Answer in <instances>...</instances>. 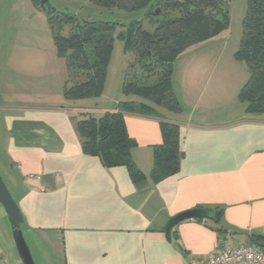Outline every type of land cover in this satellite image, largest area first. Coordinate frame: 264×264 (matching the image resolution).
Returning a JSON list of instances; mask_svg holds the SVG:
<instances>
[{"label":"crops","instance_id":"crops-1","mask_svg":"<svg viewBox=\"0 0 264 264\" xmlns=\"http://www.w3.org/2000/svg\"><path fill=\"white\" fill-rule=\"evenodd\" d=\"M6 48L0 170L35 264H189L264 235V118L247 116L238 98L241 61L215 58L216 47H189L175 59L181 110L169 119L179 126V170L152 179L159 120L126 114L131 158L144 174L134 180L125 165L105 166L83 150L82 114L63 96L67 67L56 46ZM197 206L220 214L165 233L172 216ZM6 229L0 220V264H23Z\"/></svg>","mask_w":264,"mask_h":264},{"label":"trees","instance_id":"trees-1","mask_svg":"<svg viewBox=\"0 0 264 264\" xmlns=\"http://www.w3.org/2000/svg\"><path fill=\"white\" fill-rule=\"evenodd\" d=\"M33 1L35 5L40 3V0ZM92 1L125 11L144 9L145 14H151L152 8L160 4L166 10L177 11L176 15L155 21L152 29L143 28L138 21L128 25L86 21L63 35L59 24L75 18L68 14L54 16V10L46 9L57 53L66 61L63 96L70 101L99 94L112 49L111 31L117 25L123 27L118 37L123 41L124 49L131 53L130 66L136 74L133 81L125 79L122 92L139 99L121 101L115 110L105 112L98 119L82 118L78 129L86 153L99 157L105 166L125 165L132 178L139 180L144 174L131 158L136 142L127 131L125 115L157 118L162 141L153 147L151 177L159 181L176 173L180 167L179 126L169 119L170 114L181 110L172 86L174 61L187 48L215 37L226 28L228 18L224 0ZM234 57L245 64L248 72L238 98L245 104L247 116L264 118V0H247L240 46ZM209 210L213 212V219L220 214ZM249 243L264 247V235L252 236Z\"/></svg>","mask_w":264,"mask_h":264},{"label":"rangeland","instance_id":"rangeland-1","mask_svg":"<svg viewBox=\"0 0 264 264\" xmlns=\"http://www.w3.org/2000/svg\"><path fill=\"white\" fill-rule=\"evenodd\" d=\"M46 1L44 8H41L40 3L35 5L33 0H0V50H6V47H52L54 49L52 31L46 13L47 8L55 11L54 16L68 14L75 18L71 22L62 21L59 24V31L63 35H67L72 29H77V24L81 25L86 21H112L125 25L138 21L143 28L152 29L155 21H161L167 15L177 14V11L166 10L161 4L155 5L151 10V14H145L146 10L144 9L125 11L119 8H106L92 0ZM223 3L226 7L228 18L226 28L215 37L191 47H216L214 48L215 58L220 52L223 54L222 59L225 60L226 64L230 65L232 61L236 62L233 56L240 46L247 0H224ZM155 10H158L157 15L153 14ZM122 29V26L117 25L111 31L112 49L99 94L75 100L81 111L82 118L98 119L105 112L115 110L121 101L139 99V97L124 95L122 92V85L125 79L128 78L133 81V77L136 74V70L133 66H130L132 61L131 53L124 49L123 41L118 37ZM61 61L65 63V59H61ZM240 64L245 67V80H247L248 72L246 66L243 62ZM235 73V68L227 70L228 75H234ZM0 215V220L8 227V230H6L12 239L10 224L2 207H0Z\"/></svg>","mask_w":264,"mask_h":264},{"label":"water","instance_id":"water-1","mask_svg":"<svg viewBox=\"0 0 264 264\" xmlns=\"http://www.w3.org/2000/svg\"><path fill=\"white\" fill-rule=\"evenodd\" d=\"M45 2L47 1L42 0L40 2L41 8H44ZM154 13L155 15H157L158 10H155ZM0 206L2 207L10 224L12 238L15 244L16 252L20 260L22 261L23 264H35L33 257L31 255V251L23 234V230H22L23 217L21 211L16 201L12 197L11 193L9 192V189L5 184L1 173H0ZM204 218L213 219V212L209 209L199 206L179 212L168 220L164 228L165 233L168 235L173 226L184 220L204 219Z\"/></svg>","mask_w":264,"mask_h":264},{"label":"built area","instance_id":"built-area-1","mask_svg":"<svg viewBox=\"0 0 264 264\" xmlns=\"http://www.w3.org/2000/svg\"><path fill=\"white\" fill-rule=\"evenodd\" d=\"M1 264H7L5 261ZM189 264H264V250L252 243L223 246L208 257H195Z\"/></svg>","mask_w":264,"mask_h":264}]
</instances>
